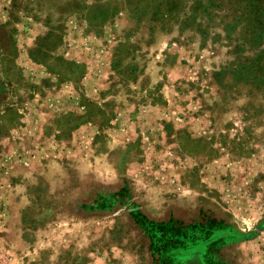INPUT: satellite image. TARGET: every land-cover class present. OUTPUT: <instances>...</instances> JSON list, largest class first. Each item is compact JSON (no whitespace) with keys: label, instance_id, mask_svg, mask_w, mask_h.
I'll return each mask as SVG.
<instances>
[{"label":"rangeland","instance_id":"rangeland-1","mask_svg":"<svg viewBox=\"0 0 264 264\" xmlns=\"http://www.w3.org/2000/svg\"><path fill=\"white\" fill-rule=\"evenodd\" d=\"M249 7L0 0V264H224L195 223L234 205L251 226L264 201V30ZM164 168L216 190L198 203L214 213L175 220L167 243L135 213V179ZM253 226L263 250L264 217ZM234 248L235 264L257 260Z\"/></svg>","mask_w":264,"mask_h":264},{"label":"crops","instance_id":"crops-1","mask_svg":"<svg viewBox=\"0 0 264 264\" xmlns=\"http://www.w3.org/2000/svg\"><path fill=\"white\" fill-rule=\"evenodd\" d=\"M174 144L175 141L171 143L170 147ZM176 144L178 147H180L178 143ZM45 147L48 148V145L46 144ZM163 171L164 172L160 173L159 177H154L148 180L139 178L135 179V183L137 185L141 183L142 185L146 186V191L145 194H143V197H146L148 202L146 204L147 206H140V211L137 207L135 213L146 215L145 218L143 217V220L147 222V225L149 227L148 229L152 230L151 233L148 232L149 236L159 239V241L160 239L161 241L165 240L164 243H167L170 241L173 242L178 238L175 234H172L174 236L171 237L172 235L169 234V232H166L170 229L177 230L180 226V224L177 222L178 220L188 221L192 219L194 217L193 215L195 214L214 213V207L203 206L198 203H201L200 199L204 194L210 196L209 191L216 190H213L211 186L212 183L215 182V180L211 179L210 177H206L204 179L201 177L198 179H187V181H185V177L183 175H180V171H178V175L176 177L173 176L172 172L169 169L164 168ZM261 181L264 182L263 179H261ZM221 190L223 192L222 198L227 199V197H229L227 191L228 184L222 185ZM133 196H136V194L134 195L133 193ZM215 196L216 195L214 194L213 197L215 198ZM192 200H194V202H192ZM254 205H256L257 209L247 214V216L251 215V217L249 218L253 219V223H251V226L254 225V222L256 220L264 217V201L261 205L256 201ZM226 209L229 210L227 211L229 213H223V215L230 214L229 219L224 216L218 223L214 220L195 223L202 227L204 226L203 230L205 231L211 230V233L205 234L201 230L200 232L203 233L202 238H205L210 242L220 241V243L216 245V251H212L213 253H211V255H214L213 257H217L218 261H220L221 263L235 264V260H233V252L235 251L234 247H237L246 251L250 258L253 255L254 258H257V260H248V262L246 263L264 264V249L261 250V248H259L258 237H254V233H251L254 226H247L243 224V222H241L243 216L240 215L241 209L237 206L230 205V207ZM234 214H236L237 217H235ZM214 223L218 224L222 228V231L218 234H213L212 232L213 226H215L213 225ZM178 230L180 231L181 229ZM200 232L198 235H196L197 238H201ZM246 235L249 236L245 237ZM253 247L254 251L252 250ZM245 257L246 256L241 257L242 262ZM179 260L180 259H178V261ZM163 262L169 264V260L167 258ZM200 263L203 264L202 261Z\"/></svg>","mask_w":264,"mask_h":264},{"label":"trees","instance_id":"trees-1","mask_svg":"<svg viewBox=\"0 0 264 264\" xmlns=\"http://www.w3.org/2000/svg\"><path fill=\"white\" fill-rule=\"evenodd\" d=\"M247 2L250 5L247 18L252 24L253 31L260 35L261 31L264 30V0H247Z\"/></svg>","mask_w":264,"mask_h":264}]
</instances>
